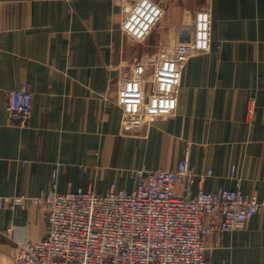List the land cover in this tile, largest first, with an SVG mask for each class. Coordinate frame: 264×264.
<instances>
[{"label":"crops","instance_id":"crops-1","mask_svg":"<svg viewBox=\"0 0 264 264\" xmlns=\"http://www.w3.org/2000/svg\"><path fill=\"white\" fill-rule=\"evenodd\" d=\"M157 1L161 18L136 40L120 28L121 0H0L2 194L36 196L54 182L59 192H104L112 182L130 190V170L166 169L186 152L197 172L213 170L193 192L232 187L235 164L242 190L264 193V0ZM201 9L211 13L210 49L188 60L173 115L122 133L119 83L137 63L150 73L173 39L187 40L178 29ZM23 85L31 112L10 117L7 93ZM126 155L128 179L114 170ZM45 229V213L29 200L5 203L0 264H13L14 240H38ZM204 253L208 264L264 261V210L212 232Z\"/></svg>","mask_w":264,"mask_h":264},{"label":"built area","instance_id":"built-area-1","mask_svg":"<svg viewBox=\"0 0 264 264\" xmlns=\"http://www.w3.org/2000/svg\"><path fill=\"white\" fill-rule=\"evenodd\" d=\"M121 1V30L143 40L161 18V5L157 0ZM211 21L209 10L196 11L188 39H176L162 50L150 73L141 63L131 67L116 94L122 133L134 135L141 126L173 115L188 60L210 49ZM31 100L24 85L8 91L9 116L26 118ZM212 175V168L197 172L186 152L166 169L130 170V190L117 189L113 182L104 192L81 188L59 192L55 182L31 197L4 195L0 190V208L29 200L45 213L42 238L14 240L13 264H208L204 253L208 235L240 228L264 210V193L243 191L235 164L228 172L232 187L199 186L192 191L196 181ZM2 233L12 239L11 228Z\"/></svg>","mask_w":264,"mask_h":264},{"label":"rangeland","instance_id":"rangeland-1","mask_svg":"<svg viewBox=\"0 0 264 264\" xmlns=\"http://www.w3.org/2000/svg\"><path fill=\"white\" fill-rule=\"evenodd\" d=\"M201 10H203V9H201ZM122 17H123V14H122ZM121 21H122V19H121ZM121 21H120V23H121ZM192 21H193V19H192ZM192 21L187 23V24L181 25L180 28L178 29L177 35L178 34H181L183 36L187 35L188 33H185V31L183 29L186 28L187 32H190V30L192 29V23H193ZM175 39H173L172 42ZM130 167H131L130 158H129L128 155H126V157L124 158L123 161H120V162L116 163V169H114V170H116L121 177H125L126 179H128Z\"/></svg>","mask_w":264,"mask_h":264}]
</instances>
